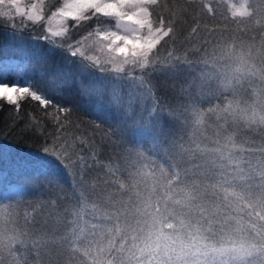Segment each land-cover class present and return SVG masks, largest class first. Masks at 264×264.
Returning <instances> with one entry per match:
<instances>
[{"label": "clouds", "instance_id": "1", "mask_svg": "<svg viewBox=\"0 0 264 264\" xmlns=\"http://www.w3.org/2000/svg\"><path fill=\"white\" fill-rule=\"evenodd\" d=\"M61 7L63 2L49 15ZM88 13L96 15L89 10L67 19L65 32L68 21H87ZM110 17L119 21L124 34L95 32L94 42L101 51L111 43L106 37H131L136 31L135 25ZM141 35H148L147 28ZM159 35L162 39L149 51L147 63L136 57L126 66L191 65L195 95L207 102L190 101L184 109L182 133L162 153L130 149L120 154L114 161L121 166L114 185L93 190L94 181L86 182L84 198L73 200L69 209L73 214L61 233L71 235L66 248L75 255V264H264V191L253 192L264 188V167H257L264 161V43L221 40L204 51L194 46L196 59L181 60L161 57V49L170 41ZM241 84L248 91L246 98L237 94ZM220 93H227L224 103L216 98ZM225 112L242 134L230 131L221 141L223 151L209 150L216 121ZM212 152L223 158L222 167L231 170L232 178L227 182L189 179L194 165L188 161L195 154L203 156L199 162L204 163Z\"/></svg>", "mask_w": 264, "mask_h": 264}, {"label": "trees", "instance_id": "2", "mask_svg": "<svg viewBox=\"0 0 264 264\" xmlns=\"http://www.w3.org/2000/svg\"><path fill=\"white\" fill-rule=\"evenodd\" d=\"M58 5L59 0H51L48 12ZM88 15L90 19L78 24L68 21L65 35L52 40L36 38L42 26L37 29L40 32L25 30L16 34L0 25V74L10 84L32 83L52 103L66 109L57 113L56 108H50L46 115L30 97L18 102L19 110L0 100L2 206L45 199L53 182L75 195L71 170L53 151L59 145H72L81 154L86 151L105 165L130 149L162 153L182 133L184 109L190 101L207 102L195 95V68L191 65L157 63L138 71L131 69V73L126 68L115 72L80 56L75 51L80 39L101 23L91 13ZM36 27L38 23L34 22L21 24L22 29ZM194 46L197 45L184 42L182 36L164 45L160 55L166 58L173 53L181 60H195L198 53ZM29 59L34 60L35 67L22 75L13 70V65L26 66ZM126 77H137L140 83L131 88L130 94L119 80ZM140 87L142 95L135 97L132 90ZM69 112L67 120L58 121L52 115L64 117Z\"/></svg>", "mask_w": 264, "mask_h": 264}, {"label": "snow or ice", "instance_id": "3", "mask_svg": "<svg viewBox=\"0 0 264 264\" xmlns=\"http://www.w3.org/2000/svg\"><path fill=\"white\" fill-rule=\"evenodd\" d=\"M48 4L49 0H31L30 3L28 0L27 3L24 0H0V25L16 34L25 30L40 32L37 29L42 26L43 31L36 38L52 40L65 35L63 25L67 19L80 17L89 10L102 17L122 18L126 23L135 25L136 31L131 37H106L111 40L107 51H114L117 56L125 58L123 63H112L116 72L124 71V65L134 63L136 57H144L147 63L149 51L162 39L160 33L172 43L183 36L184 42L198 45L201 51L221 40L255 42L260 39L264 43V0H64L63 7L56 9L52 15H49ZM126 7L134 8V11L126 13ZM25 18L38 23V27L22 29ZM45 21L48 25L46 30ZM145 28L148 35L142 36ZM76 52H81V49H76ZM129 55L134 57L133 61L128 60ZM168 56H173V53ZM12 67L22 75L35 67V62L29 59L26 66L17 64ZM237 94L246 98L248 91L241 84ZM25 97L38 102L46 115L50 108H56L57 113L66 111L64 107L52 103L47 94L38 91L32 83L10 84L0 74V100L19 110L18 102ZM216 98L224 103L227 93H220ZM52 115L59 121L69 119L71 113L64 117H58L55 113ZM230 131L240 133L238 124L229 121L225 112L216 121L215 139L207 144L209 150L223 151L225 145L221 141L227 139ZM53 151L66 161L65 166L71 170L75 195L66 192L59 182H53L45 199L20 202L15 206L0 205V264H75V255L66 248L71 235L65 233L61 236L68 217L73 214L69 211L73 200L84 198L88 187L86 182L90 179L94 181L93 190L100 185L115 184L116 174L121 167L119 164L113 162L105 165L95 155L89 157L86 151L81 154L68 144H61ZM45 152H48L47 148ZM203 159V156L194 154L193 159L188 161L194 165L189 179L227 182L232 178L231 170L222 167L224 160L215 152H212L211 159L200 163ZM257 167H264V161ZM99 169L106 171L101 173ZM262 191V187L253 189L256 194Z\"/></svg>", "mask_w": 264, "mask_h": 264}, {"label": "rangeland", "instance_id": "4", "mask_svg": "<svg viewBox=\"0 0 264 264\" xmlns=\"http://www.w3.org/2000/svg\"><path fill=\"white\" fill-rule=\"evenodd\" d=\"M25 3H27V0H24ZM64 2V0H59V5ZM96 18L100 19L101 23H99V28L92 30L90 32H87V34L83 35L82 39H80V43L77 48L81 49V52H77L80 56L87 59L89 62H92L93 64L103 66L107 70L115 71L113 70L112 63L116 61H123L125 58L123 56H117L115 53H108L107 51H101L100 46L96 44L95 41V32L99 31H115L118 34H124L123 28L120 26L119 21L114 17H102L99 15H94ZM2 19V18H0ZM19 18H17L18 20ZM108 19V20H107ZM107 20V21H105ZM105 21V22H104ZM24 22L30 23V21H27V19H24ZM33 23V22H31ZM47 22L45 21L44 29H47ZM82 53V54H81ZM91 57L92 59H90ZM97 60L99 63H97ZM127 71L130 73L132 72L131 69H136L138 71L139 69L135 68L134 66L128 67L124 65ZM131 70V71H130ZM116 72V71H115ZM124 85L128 88V93L130 94L131 88H136L140 86L139 81H137L136 78L126 77V78H120L119 79ZM133 86V87H132ZM134 96H140L142 95V87H140L137 91L134 92ZM131 96V95H130Z\"/></svg>", "mask_w": 264, "mask_h": 264}]
</instances>
